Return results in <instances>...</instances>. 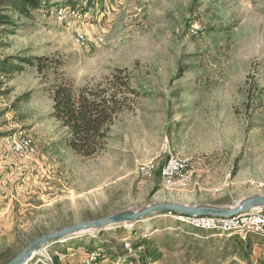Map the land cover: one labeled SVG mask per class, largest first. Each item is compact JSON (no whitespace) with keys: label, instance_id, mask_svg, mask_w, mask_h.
Segmentation results:
<instances>
[{"label":"rangeland","instance_id":"1","mask_svg":"<svg viewBox=\"0 0 264 264\" xmlns=\"http://www.w3.org/2000/svg\"><path fill=\"white\" fill-rule=\"evenodd\" d=\"M14 1L0 0V60L21 67L0 72V264L41 235L114 212L264 195V0H32L28 14ZM113 75L135 92L113 86ZM59 83L123 103L97 153L67 145L69 129L53 115ZM20 131L34 153L7 154ZM171 154L193 170L184 186L161 178ZM138 237L160 258L142 263L129 250ZM95 249L101 264H264V236L168 213L52 241L27 264L39 254L72 264Z\"/></svg>","mask_w":264,"mask_h":264},{"label":"trees","instance_id":"2","mask_svg":"<svg viewBox=\"0 0 264 264\" xmlns=\"http://www.w3.org/2000/svg\"><path fill=\"white\" fill-rule=\"evenodd\" d=\"M11 6H20V12L28 14L27 6L37 7L38 3L32 0H15ZM20 69L16 63L8 64L3 59L0 60V72L8 74ZM112 77L113 86H122L126 92H135L127 75L124 79L120 75ZM52 99L53 115L68 127L70 137L66 143L75 153L90 156L104 148L109 126L116 116V111L123 104L118 101L115 92L110 95L96 90L78 92L70 83H59L54 87ZM130 246L138 252V258L142 263L148 260L154 262L161 256L155 243L146 237H138Z\"/></svg>","mask_w":264,"mask_h":264},{"label":"built area","instance_id":"3","mask_svg":"<svg viewBox=\"0 0 264 264\" xmlns=\"http://www.w3.org/2000/svg\"><path fill=\"white\" fill-rule=\"evenodd\" d=\"M74 13V11H71ZM63 9L58 10V20L63 18ZM78 45H83L86 41V36L81 31H76L74 37ZM35 151V144L32 137L23 132L13 133L8 136L6 144V153L10 155H30ZM142 175H150L153 172V167L141 165L139 167ZM193 170L189 165L187 159H182L176 155H169L166 162L160 169V175L168 186H184L190 179ZM176 218L189 223L194 227L217 229L222 232L239 231L246 233H254L264 236V206L256 207L244 213L231 216V217H214V216H187V215H173ZM129 246V243H126ZM131 246L129 247V250ZM39 252V250H38ZM36 252L34 253V255ZM35 264H54L50 255L39 254ZM100 250L95 249L87 253L84 264H101L99 260ZM262 264V263H254Z\"/></svg>","mask_w":264,"mask_h":264},{"label":"water","instance_id":"4","mask_svg":"<svg viewBox=\"0 0 264 264\" xmlns=\"http://www.w3.org/2000/svg\"><path fill=\"white\" fill-rule=\"evenodd\" d=\"M260 206H264V195H256L245 198L238 204L229 207H217L210 205L197 206L177 202L153 203L139 210L114 212L100 218L81 221L63 227L59 230L41 235L29 242L5 264H24L33 257L36 250L52 241L68 238L92 230H100L107 226H116L119 224L138 221L149 215L168 213L169 215L179 214L187 216L231 217Z\"/></svg>","mask_w":264,"mask_h":264},{"label":"crops","instance_id":"5","mask_svg":"<svg viewBox=\"0 0 264 264\" xmlns=\"http://www.w3.org/2000/svg\"><path fill=\"white\" fill-rule=\"evenodd\" d=\"M85 254L87 255V253H85ZM86 255H85V256H86ZM85 256H82L83 259L85 258ZM83 259L80 260V258H79L80 261H77V259H73L72 264H83V261H82Z\"/></svg>","mask_w":264,"mask_h":264},{"label":"bare ground","instance_id":"6","mask_svg":"<svg viewBox=\"0 0 264 264\" xmlns=\"http://www.w3.org/2000/svg\"><path fill=\"white\" fill-rule=\"evenodd\" d=\"M36 251H37V250H36ZM36 251H35V252H36ZM33 253H34V252H33ZM32 255H33V254H32ZM28 260H29V259H28ZM28 260H27V261H28ZM24 264H27V262H25Z\"/></svg>","mask_w":264,"mask_h":264}]
</instances>
